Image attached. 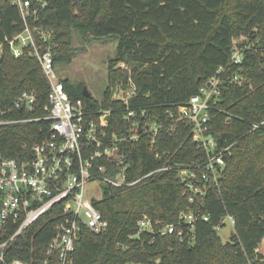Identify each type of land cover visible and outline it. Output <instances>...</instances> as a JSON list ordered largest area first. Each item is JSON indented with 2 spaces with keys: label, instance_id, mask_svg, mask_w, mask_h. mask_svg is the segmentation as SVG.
Masks as SVG:
<instances>
[{
  "label": "trees",
  "instance_id": "1",
  "mask_svg": "<svg viewBox=\"0 0 264 264\" xmlns=\"http://www.w3.org/2000/svg\"><path fill=\"white\" fill-rule=\"evenodd\" d=\"M0 41L22 29L21 16L11 0H0ZM39 24L53 31L55 67L71 62L77 50L74 32L83 37L118 39L116 56L108 63V85L102 98L86 97L83 85L61 78L72 99H82L94 112L111 109L110 132L127 134L124 103L112 99L118 84L137 85L130 109L166 126L156 140L147 134L124 142L129 177L144 175L164 164L202 161L205 151L194 141L193 125L174 121L176 110L217 75L222 93L211 111L209 131L234 143L226 156L220 187L211 190L202 206L209 220L195 224L193 244L175 235L156 236L138 231L147 214L161 224L178 220L190 208L185 183L176 169L162 170L131 186L104 185L93 200L109 221L101 232L83 228L72 253V264H264L259 251L264 239V0H49ZM86 38V39H87ZM242 50V61L231 58ZM129 69L123 70L119 63ZM244 76L241 82L234 76ZM50 84L39 61L27 54L15 56L8 46L0 53V119L29 118L0 124V154L18 160L33 157V146L50 136L51 123L44 107ZM23 91L37 96L33 109L2 113ZM34 119V120H33ZM231 214L235 231L223 241L215 226ZM58 204L10 244L7 262L62 264L50 242L62 220ZM0 264H3L0 262Z\"/></svg>",
  "mask_w": 264,
  "mask_h": 264
},
{
  "label": "built area",
  "instance_id": "2",
  "mask_svg": "<svg viewBox=\"0 0 264 264\" xmlns=\"http://www.w3.org/2000/svg\"><path fill=\"white\" fill-rule=\"evenodd\" d=\"M48 1L11 0L20 13L22 29L0 41V53L8 46L17 57L27 54L39 61L50 84L49 102L44 109L46 117L52 121L50 136L33 146L32 158L18 160L0 154V262L31 264L21 259L7 262L10 244L53 207L62 204L63 218L57 224L58 232L50 242V251L59 250L61 263L72 264V253L80 231L90 228L101 232L109 225L93 203L94 199L102 196L90 194V183L131 186L157 171L169 169L178 171L192 205L182 210L178 220L171 223L153 222L149 215H143L138 220V231L132 237L139 238L144 232H151L153 242L158 235L175 234L180 241L193 244L196 222L209 220L202 206L208 193L220 187V177L227 166L226 156L234 145L209 131L212 108L222 93L219 74L224 69L220 67L217 75L204 83L187 102L179 104L175 111L168 110L174 121L185 120L193 125V139L204 149L205 158L191 164L168 163L144 175L129 177L124 142L136 141L142 134L155 141L166 124L147 116L145 111L140 112L141 118H138L137 112L130 109L129 100L137 93V85L132 79L130 83L118 84L112 93L113 100H119L127 107L123 115L131 125L127 134L119 135L107 129L111 109L102 108L94 112L82 99L70 97L55 67L53 31L39 24V15ZM242 52L235 49L231 59L240 63ZM119 66L123 70L129 69L125 62L119 63ZM233 80L241 82L242 78L235 75ZM36 100L34 91H23L2 113L13 109L31 110ZM20 120L29 118H3L0 124ZM263 125L264 120L254 123L252 130ZM226 222L234 232L236 219L231 214L220 219L216 230L219 232Z\"/></svg>",
  "mask_w": 264,
  "mask_h": 264
},
{
  "label": "rangeland",
  "instance_id": "3",
  "mask_svg": "<svg viewBox=\"0 0 264 264\" xmlns=\"http://www.w3.org/2000/svg\"><path fill=\"white\" fill-rule=\"evenodd\" d=\"M86 38L78 31L74 32L73 46L80 48L71 62L58 64L57 72L61 78H70L76 84L87 86L92 96L102 98L108 85V63L116 56L118 39L105 40L90 36ZM241 78L243 80L244 76ZM104 185L101 182L90 183L88 185L90 194L96 197L102 196ZM219 235L223 241L230 240L231 226L228 222L221 227ZM259 251L264 254V239Z\"/></svg>",
  "mask_w": 264,
  "mask_h": 264
},
{
  "label": "water",
  "instance_id": "4",
  "mask_svg": "<svg viewBox=\"0 0 264 264\" xmlns=\"http://www.w3.org/2000/svg\"><path fill=\"white\" fill-rule=\"evenodd\" d=\"M83 92H84V96L86 97L91 95V92L88 90L87 86H84ZM233 235H234V232H231V237H233Z\"/></svg>",
  "mask_w": 264,
  "mask_h": 264
}]
</instances>
